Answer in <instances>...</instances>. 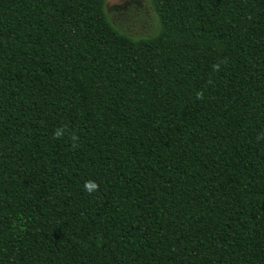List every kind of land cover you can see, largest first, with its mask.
<instances>
[{"label":"trees","instance_id":"trees-1","mask_svg":"<svg viewBox=\"0 0 264 264\" xmlns=\"http://www.w3.org/2000/svg\"><path fill=\"white\" fill-rule=\"evenodd\" d=\"M148 1L0 0V264H264V0Z\"/></svg>","mask_w":264,"mask_h":264},{"label":"rangeland","instance_id":"rangeland-1","mask_svg":"<svg viewBox=\"0 0 264 264\" xmlns=\"http://www.w3.org/2000/svg\"><path fill=\"white\" fill-rule=\"evenodd\" d=\"M128 2L132 3L126 11L110 9L113 5H124ZM105 11L115 27L132 36L152 34L158 27L156 13L148 0H106Z\"/></svg>","mask_w":264,"mask_h":264},{"label":"flooded vegetation","instance_id":"flooded-vegetation-1","mask_svg":"<svg viewBox=\"0 0 264 264\" xmlns=\"http://www.w3.org/2000/svg\"><path fill=\"white\" fill-rule=\"evenodd\" d=\"M134 2V1H132ZM132 2H128L124 5H113L110 9L114 10V11H117V10H123V11H126L129 7V5H131ZM137 5L139 6H142L141 3H137Z\"/></svg>","mask_w":264,"mask_h":264},{"label":"clouds","instance_id":"clouds-1","mask_svg":"<svg viewBox=\"0 0 264 264\" xmlns=\"http://www.w3.org/2000/svg\"><path fill=\"white\" fill-rule=\"evenodd\" d=\"M57 134H59V133H57ZM85 188L88 191H92V190H94L96 188V185L94 183L89 182V183L85 184Z\"/></svg>","mask_w":264,"mask_h":264},{"label":"water","instance_id":"water-1","mask_svg":"<svg viewBox=\"0 0 264 264\" xmlns=\"http://www.w3.org/2000/svg\"><path fill=\"white\" fill-rule=\"evenodd\" d=\"M105 10H106V2H105Z\"/></svg>","mask_w":264,"mask_h":264}]
</instances>
